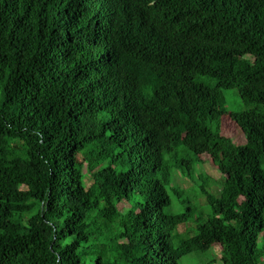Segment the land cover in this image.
I'll use <instances>...</instances> for the list:
<instances>
[{
  "label": "trees",
  "instance_id": "16d2710c",
  "mask_svg": "<svg viewBox=\"0 0 264 264\" xmlns=\"http://www.w3.org/2000/svg\"><path fill=\"white\" fill-rule=\"evenodd\" d=\"M207 255L264 264V0H0V264Z\"/></svg>",
  "mask_w": 264,
  "mask_h": 264
},
{
  "label": "rangeland",
  "instance_id": "374dc122",
  "mask_svg": "<svg viewBox=\"0 0 264 264\" xmlns=\"http://www.w3.org/2000/svg\"><path fill=\"white\" fill-rule=\"evenodd\" d=\"M234 90H229L227 92H232ZM226 97V101L224 104L221 105V108H224L227 105V109H232V101H234V103L236 104V108L238 106V104L241 102V98L239 96H233V97H229V94L226 93L225 94ZM223 123V129L222 132L224 133V135H227L229 137H231L236 143L238 144H245L247 142L245 133L242 132L241 128L239 127V125L231 118V116L229 115L228 117H224V121ZM204 160V163L202 165L201 168H203L200 172L199 171H194L193 176L191 175V177H184L183 179H179L180 183L183 185V187H185V191L187 196H189L191 198V200L195 203L200 204L201 208L203 211H207V207L205 204V198L203 196H199L196 197L195 196V187L197 185V183H199V181H201L200 179V173H207L210 175V179L212 180V183L214 185V187L217 188H221V186L219 185V178H220V173L217 169V166L212 162L211 157L207 154L202 155L201 157ZM180 176V175H179ZM198 198V199H197ZM197 199V200H196ZM124 205H122L123 207ZM179 232L185 234L187 232V226L185 225H180L179 226ZM222 250V246L220 243H215L214 244V253L217 255H220ZM207 257V258H206ZM206 257H204L202 259V261L200 262H195L194 264H205L204 262H208L210 260V258H208L209 256L207 255Z\"/></svg>",
  "mask_w": 264,
  "mask_h": 264
},
{
  "label": "clouds",
  "instance_id": "9594fccd",
  "mask_svg": "<svg viewBox=\"0 0 264 264\" xmlns=\"http://www.w3.org/2000/svg\"><path fill=\"white\" fill-rule=\"evenodd\" d=\"M192 16V14H190ZM193 17V16H192ZM183 24L177 25L176 29H178L179 27H182ZM110 57H111V52H110ZM243 132V131H242Z\"/></svg>",
  "mask_w": 264,
  "mask_h": 264
}]
</instances>
